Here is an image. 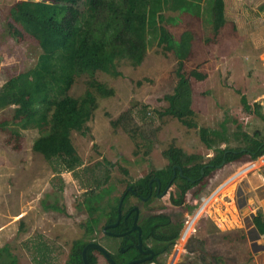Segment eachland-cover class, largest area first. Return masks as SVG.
<instances>
[{
    "label": "rangeland",
    "instance_id": "1",
    "mask_svg": "<svg viewBox=\"0 0 264 264\" xmlns=\"http://www.w3.org/2000/svg\"><path fill=\"white\" fill-rule=\"evenodd\" d=\"M224 7L225 23L217 34L207 22L188 16L163 25L176 39L184 31L193 34L191 53L184 61L192 106L182 117L164 112L169 104L166 96L178 80L174 73L177 60L157 44L160 25L153 14L148 23L155 18L158 27L146 26L143 61L137 66L118 61L121 75L117 77L100 71L94 74L113 93L96 96L86 135L71 132L81 158L79 167L67 171L57 159L47 161L34 153L31 145L38 135L36 129L20 130L19 136L0 129V250L7 246L18 264H63L71 241L82 233L80 224L87 219L82 204L85 191L110 189L102 204L108 197L120 196L128 183L151 168L165 167L163 151L169 147L206 162L214 154L206 145L207 132L222 122L229 133L239 127L264 138V120L254 112L255 103H264V0H224ZM16 29L18 34H11ZM37 48L36 41L11 20L7 7L0 3V86L33 65ZM85 80L86 76L78 78L68 93L80 94ZM241 98L249 104V112ZM129 109L136 120L144 113L152 120L155 143L147 154L140 141L135 145L122 128L110 124ZM260 111L264 114L263 107ZM12 114L13 107L0 110V122ZM237 145L230 139L220 147ZM175 188L173 184L171 189ZM168 195L155 200L154 210L181 219L183 227L165 264H264V232L248 230L250 239L257 237L252 247L245 227V221L264 216V156L252 161L244 156L214 170L202 185L188 190L178 206ZM180 195L176 192L174 200ZM95 236L106 250L117 247L118 240L105 239L100 228ZM98 264H105L99 255Z\"/></svg>",
    "mask_w": 264,
    "mask_h": 264
},
{
    "label": "trees",
    "instance_id": "2",
    "mask_svg": "<svg viewBox=\"0 0 264 264\" xmlns=\"http://www.w3.org/2000/svg\"><path fill=\"white\" fill-rule=\"evenodd\" d=\"M0 3L7 7L11 20L33 38L38 47L33 65L11 76L0 86V110L13 107L12 117L0 122V129L13 136H19L20 130L36 129L38 135L32 141V151L47 161L57 159L67 171L81 165V158L71 142V132L86 135L89 130L87 123L97 106L96 96L104 98L113 93L112 88L95 79V72L117 77L121 75L117 69L118 61L126 60L132 66L139 65L147 54L146 26L148 29L158 27V22L157 44L164 53H171L177 60L174 73L178 80L171 94L166 96L169 104L164 112L180 118L192 106V91L184 61L191 53L193 34L184 31L176 39L163 25L176 24L179 18L188 16L207 22L217 34L225 23L224 0H0ZM80 3L83 4L81 9L78 8ZM153 14H156L157 22L153 18L148 23ZM18 32L16 29L11 34ZM82 76H86L83 91L77 96L70 95L69 89ZM241 102L249 112L251 108L244 98ZM254 107V112L264 120L260 104L255 103ZM132 110L121 113L110 124L113 128H122L135 145L140 141L147 154L155 143L152 120H147L151 118L145 113L141 120H136ZM258 136L256 132L251 135L239 127L229 133L222 122L218 128L207 132L206 145L214 154L206 162H198L197 156L186 155L176 147L165 149L163 156L168 164L162 168H151L126 185L134 192L127 191L123 197L118 225L106 230L113 233L129 230L134 211L125 219L124 216L132 205L139 206L136 224L141 228V247L151 249L154 257L138 264H165L166 256L179 237L183 221L155 211L152 205L155 202L154 193L146 201L140 199L149 193V180L157 177L163 188L175 172L171 186L175 184L176 190L171 191L169 199L178 206L187 191L202 185L205 177L214 170L244 156L249 161L264 156V138ZM230 139L240 145L220 147L222 143H229ZM107 179L108 175L103 182ZM156 184L153 180L152 185ZM106 189L84 192L82 204L87 219L80 224L82 233L71 241L63 264H83L81 251L89 242L99 243L95 236L99 228L105 239L118 240L115 250H107L116 264H126L142 257L135 246L136 231L118 237L104 232V226L117 220L121 198V195L108 197L102 204L103 195L110 192ZM176 192L181 197L175 201ZM187 207L192 208L190 204ZM253 223L259 232H264V216ZM189 230L190 227L185 229L183 239ZM98 255L105 264H110L94 248L86 251L87 262L98 264ZM0 264H18L16 256L9 252L7 246L0 250Z\"/></svg>",
    "mask_w": 264,
    "mask_h": 264
},
{
    "label": "water",
    "instance_id": "3",
    "mask_svg": "<svg viewBox=\"0 0 264 264\" xmlns=\"http://www.w3.org/2000/svg\"><path fill=\"white\" fill-rule=\"evenodd\" d=\"M263 107H264V103H263ZM130 189V188H129ZM121 202H122V198L119 200V204H118V216H117V220L115 221V223L113 224H110V225H106L104 226L103 230L106 234H112L114 236H119V235H124V234H128L130 233L131 231L135 230L137 232V244H136V248L137 250L141 253V254H144V253H149L150 256H152L154 254V252L151 250V249H147V250H143L142 247H141V228L140 226H138L136 224V220H137V207H134V210H135V216H134V220H133V225L132 227L130 228V230L124 234H115V233H110L109 231L106 230V228L108 227H114L118 224L119 220H120V206H121ZM89 248H94V249H97L104 257L105 259L110 263V264H116L115 261L112 259V257L109 255V253L107 252V250L101 246L99 243H96V242H89L87 243L82 251H81V257H82V261H83V264H89L87 262V259H86V251L89 249ZM149 256V257H150ZM146 258H139V259H134V260H131L129 262H127L126 264H138L142 261H144Z\"/></svg>",
    "mask_w": 264,
    "mask_h": 264
},
{
    "label": "flooded vegetation",
    "instance_id": "4",
    "mask_svg": "<svg viewBox=\"0 0 264 264\" xmlns=\"http://www.w3.org/2000/svg\"><path fill=\"white\" fill-rule=\"evenodd\" d=\"M259 104V103H258ZM261 106V105H260ZM263 107V104H262V106H261V108ZM263 109H264V107H263ZM262 113V112H261ZM263 114V113H262ZM264 115V114H263ZM180 169V168H179ZM203 174V171H201V175ZM175 177V172L173 173V175H172V177H171V179L169 180V182H168V184L166 185V186H164L163 188L161 187V183H160V181H159V179L157 178V177H153V178H151L150 180H149V182H148V186H149V193H148V195L146 196V197H141L140 199L142 200V201H146V200H148L149 199V197L151 196V194L152 193H154V196H155V199L154 200H159L160 198H162L163 197V195H165V194H167V192H168V196H170V194H171V191H172V189H171V182H172V179ZM153 180H155L156 182H157V184H156V186H153L152 185V181ZM130 188V189H129ZM127 191H131L132 193L134 192L133 190H132V187H128V186H126L125 187V190L122 192V194H121V198H122V200H123V197L125 196V194H126V192ZM162 196V197H161ZM120 198V199H121ZM134 207H137V212L139 213L140 212V209H139V206H137V205H132L131 206V208L128 210V212L126 213V215L124 216V219L125 218H127V216L129 215V213L131 212V211H134V216H135V210H134ZM138 213H137V217H138ZM134 216H133V220H134ZM120 219H121V211H120ZM120 221V220H119ZM137 221V220H136ZM115 223V222H114ZM119 223V222H118ZM113 224V223H112ZM110 225V224H109ZM118 225V224H117ZM116 225V226H117ZM132 225H133V222H132V224H131V227H132ZM139 226V225H138ZM115 227V226H114ZM130 227V228H131ZM130 230V229H129ZM129 230H127V231H124V232H121V233H115V234H124V233H126V232H128ZM133 231H135V230H133ZM110 232V231H109ZM132 232V231H131ZM110 233H113V232H110ZM129 234V233H128ZM109 235H112V234H109ZM124 235H127V234H124ZM124 235H119V236H124ZM114 236V235H113ZM116 237H118V236H116ZM136 246V245H135ZM148 249V248H147ZM147 249H143V250H147ZM120 251L121 252H124V249L123 248H120ZM139 252V251H138ZM140 253V252H139ZM141 254V253H140ZM150 254L149 253H144V254H142V257H140V258H146L144 261H142V262H140V263H143V262H146V261H150L153 257H154V254L152 255V256H150ZM137 259H139V258H137ZM134 260V259H133ZM131 261V260H130ZM129 262V261H128Z\"/></svg>",
    "mask_w": 264,
    "mask_h": 264
},
{
    "label": "crops",
    "instance_id": "5",
    "mask_svg": "<svg viewBox=\"0 0 264 264\" xmlns=\"http://www.w3.org/2000/svg\"><path fill=\"white\" fill-rule=\"evenodd\" d=\"M234 179H235V178H234ZM234 179H233L232 181H235ZM252 189H254V187H253ZM250 191H251V190H250ZM233 192H234V191H233ZM262 192H263V191H262ZM262 199H264V196L261 197V200H262ZM240 208H241V207H240ZM250 212H251V211H250ZM245 225H246L245 227L247 228V229H246V234L248 233V234H247V236H248V240H252V241H250V245L253 247V245L256 244V242H257V241H256V240H257V237H256V239H254V237H252V239H250V237H249V233L251 232V230H252V231H255V233H257V234H259L260 232H259L258 229L255 227L254 223L251 222V221H249V220H248V221H245ZM253 229H254V230H253ZM248 230H249L250 232H249ZM255 233H254V234H255ZM181 234H182V233H181ZM190 234H191V233H190ZM179 237H180V234H179ZM191 239H193V238H191ZM257 243H258V242H257ZM256 245H257V244H256Z\"/></svg>",
    "mask_w": 264,
    "mask_h": 264
}]
</instances>
